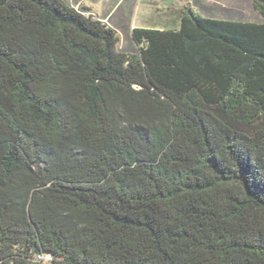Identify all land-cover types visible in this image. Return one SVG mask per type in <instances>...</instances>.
Instances as JSON below:
<instances>
[{
	"label": "trees",
	"instance_id": "1",
	"mask_svg": "<svg viewBox=\"0 0 264 264\" xmlns=\"http://www.w3.org/2000/svg\"><path fill=\"white\" fill-rule=\"evenodd\" d=\"M118 31L0 0V264H264V0Z\"/></svg>",
	"mask_w": 264,
	"mask_h": 264
},
{
	"label": "crops",
	"instance_id": "2",
	"mask_svg": "<svg viewBox=\"0 0 264 264\" xmlns=\"http://www.w3.org/2000/svg\"><path fill=\"white\" fill-rule=\"evenodd\" d=\"M68 1L78 10L81 6L89 8L93 19L114 27L124 44L128 43L134 28L163 30L178 27L180 12L185 8L206 17L239 19L244 17L241 11L249 3L252 5V0H104L100 7L104 8L99 15L94 12V0L86 5L83 0Z\"/></svg>",
	"mask_w": 264,
	"mask_h": 264
},
{
	"label": "rangeland",
	"instance_id": "3",
	"mask_svg": "<svg viewBox=\"0 0 264 264\" xmlns=\"http://www.w3.org/2000/svg\"><path fill=\"white\" fill-rule=\"evenodd\" d=\"M62 3H64L67 7L75 10L78 14L82 15L84 18H86L87 16L83 13H81L77 8H74V6H72V4L70 3V1L68 0H61ZM84 1V5H86L89 2H92L91 0H83ZM104 0H94V2H92L93 5V9L94 12L97 14H101L102 9L104 8H100L102 7V3ZM94 3V4H93ZM242 15L248 19L249 21H253L254 19H256V12L253 10L252 5L249 3L248 6L246 8H244L242 11ZM96 20V19H94ZM143 28V27H142Z\"/></svg>",
	"mask_w": 264,
	"mask_h": 264
}]
</instances>
